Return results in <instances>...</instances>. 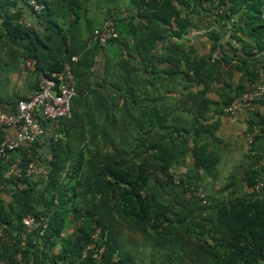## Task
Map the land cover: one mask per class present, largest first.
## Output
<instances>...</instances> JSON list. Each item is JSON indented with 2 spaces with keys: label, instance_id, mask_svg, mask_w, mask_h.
Here are the masks:
<instances>
[{
  "label": "trees",
  "instance_id": "16d2710c",
  "mask_svg": "<svg viewBox=\"0 0 264 264\" xmlns=\"http://www.w3.org/2000/svg\"><path fill=\"white\" fill-rule=\"evenodd\" d=\"M36 1L45 6L39 14L24 0H0V47L14 51L15 59L34 63L30 70L36 91L43 76L61 73L70 63L76 96L71 115L60 121L61 137L50 140L51 191L44 209L36 208L32 177L26 176L42 141L17 150L21 179L8 174L10 162L0 160V184L15 185L9 202L0 197V264H97L85 251L98 230L105 247L101 264H140V257L142 264H264V191L240 195L245 186L258 183L261 173L250 167L243 178L233 175L215 192L219 123L205 118L210 111L225 114L239 95L260 81L264 0H132L131 9L147 19L139 29L134 21L127 27L117 21L111 12L118 9L114 0ZM19 5L35 15L31 25ZM210 12L222 22L211 33L212 54L194 57L190 49L184 56V81L204 84V90L159 108L162 96L148 98L160 90L145 91L146 80L136 61L122 54L110 59L103 81L93 82L97 56L120 35L153 31L146 34L147 41L136 35V45L155 49L160 40L189 33L198 26V15ZM107 19L120 27L119 37L105 45L91 42ZM173 47L171 43L167 53L175 52ZM216 49L222 57L212 62ZM74 56L77 61H72ZM232 60L237 64L230 69L243 71L247 80L222 95L224 100L216 106L209 98L210 88L222 82ZM174 71L168 73H178ZM165 83L163 99L173 90L174 78ZM23 98L27 96L15 93L1 96L0 102L16 107ZM145 99L154 104L141 106ZM174 109L192 113L194 120H169ZM254 117L249 121V133L255 135L248 140L251 147L264 132V117ZM257 126L262 128L255 134ZM19 183L26 187L21 189ZM28 216L43 219L47 226L27 232L23 221ZM67 228L72 232L61 239Z\"/></svg>",
  "mask_w": 264,
  "mask_h": 264
},
{
  "label": "crops",
  "instance_id": "0c3cea01",
  "mask_svg": "<svg viewBox=\"0 0 264 264\" xmlns=\"http://www.w3.org/2000/svg\"><path fill=\"white\" fill-rule=\"evenodd\" d=\"M114 1H116L118 9L112 8L111 12L116 16L117 21H122V23H124L126 27L132 21H134L135 25H137V29L147 23L146 17L144 15L141 16L137 8L131 9L132 0L128 1V5L126 3V0ZM19 8L23 11V17L26 21H35V15L31 12L30 8L26 7L25 5H19ZM221 23V20L218 21V19H216V14H213L211 12L210 15L206 16L204 14L198 15V26L191 29L189 33H186L181 37H173L170 41L167 39L158 41V46L155 49H148L145 45H141L140 47H137L136 45V35H138L141 40L147 41L148 38H146V34H148L149 37V33L150 36L152 33H155L153 31H136V34H131V36L122 34L120 35V40L115 45H107L106 48L103 49L97 56L95 66L93 68L94 74L92 80L94 83L103 81L106 73L105 69L108 67L110 59L112 60L114 55L120 56V54H122L123 57L136 61L135 64L139 68L140 75L146 80L145 91L150 92L151 90H160L159 92L155 91L154 94L148 99H151L155 95L162 96L157 103V106L159 108L175 105L178 99L181 100L186 98V95H189L191 91L200 92L205 89L204 84L197 85L189 81H184V77H186L185 73H187L186 71H188L187 62L184 59L186 57L184 56L190 54V49L194 51V57L211 55L215 48L214 43L211 39V33L217 26H220ZM171 27L174 30H177V27L175 25H172ZM117 29L121 31L120 27ZM86 38V40H88L89 36H87ZM171 43L174 44L172 50L175 52L167 53L168 50H166V48L169 47ZM262 56H264V54H262ZM159 58L172 59L169 62L168 60L159 61ZM194 59L195 58H193V60ZM212 62L214 61L212 60ZM236 64L237 62L235 60H232L230 62V66L226 67L225 69L222 82L214 84L212 88H210V90L212 91L209 94V98L213 101V103H215L216 106L224 100L222 95L230 92L231 90L233 91V88L236 85H238L240 82H246L247 80L243 71L239 69H230L231 65L233 67H236ZM172 69H174L178 73L170 75L168 73V70ZM229 71L233 72L231 73V76H229V73H227ZM169 78H174V85H172L171 87V89L173 90L170 93H165L167 98L163 99V92L166 91V88L168 86L166 85L165 80H169ZM260 82H264V69H262L261 71V78L258 83ZM35 83L36 79H34L32 84L28 87V92L22 95L27 96V98L33 95L36 92V89L34 87ZM230 84L233 86L231 89L229 88ZM7 87L11 89L12 84L6 86L5 83L2 84L0 82V89L4 90L5 88L7 89ZM1 96H5V94L0 93V97ZM9 100L11 99L9 98ZM141 102L142 101H139V104H141ZM152 104L154 103H152L151 100L148 101L147 99H145L141 106L150 108ZM187 107L190 108L192 106L187 105ZM0 109L4 110L5 112L9 111L7 113H10L14 112L16 107L13 106V103L0 102ZM258 113H260L262 117H264V102L261 104ZM258 113L251 112L245 107L242 111L236 112L232 115H226V113H223L224 115L214 114L213 111L205 114V118L208 119L210 123H219L216 132V136L220 140V142L216 146V148L218 149L217 151L220 153V162L218 165L219 179L216 181L215 185H213L214 187H212L215 192H218L222 187H224L226 183L229 182V178H231L233 175H236L238 179L243 178V176H245V172L250 167L256 168L258 171H260V180H262L264 184V132L258 133L259 128L262 127L257 126L254 129L255 134L258 133V138L255 139L256 143L254 147H251L248 141L250 140L251 136L255 138L254 133H249V131L251 130L249 121L250 119L255 118L254 116ZM164 115L166 116V114ZM159 117L162 120V116L159 115ZM168 117L169 120L175 118V120L177 121L189 124L190 121L194 120L192 113L189 114L187 112H184L183 110L180 111L179 109H174V112H172L171 115L169 114ZM145 118L148 119V116H146ZM43 125L46 128V134L44 137L38 140L42 141V146L38 149L39 154L38 159L36 160V165L41 169L42 173L32 176L31 179L33 190L35 193V206L38 210H42L46 207V196L48 192L51 191L50 183L48 180V172L50 167H48L47 161L51 159L50 140L52 138L54 139L58 132L56 131L54 124L50 121L44 120ZM17 135L18 130L16 127H8L4 130V137L7 136L10 139H15ZM14 155L18 154L15 153ZM183 170L185 171V169ZM14 189V184H0V193H3L0 195V197L6 203L9 202V194ZM261 191H264V185L261 188ZM242 194H248V186H245V189L241 191L240 195Z\"/></svg>",
  "mask_w": 264,
  "mask_h": 264
},
{
  "label": "built area",
  "instance_id": "2783aa9c",
  "mask_svg": "<svg viewBox=\"0 0 264 264\" xmlns=\"http://www.w3.org/2000/svg\"><path fill=\"white\" fill-rule=\"evenodd\" d=\"M29 7L36 13H41L45 6L38 3L36 0H24ZM31 25V22H29ZM119 31L111 19H107L101 28L95 30V35L91 42H99L100 45H105L109 41L117 39ZM213 61H217L222 57L221 49H216L213 53ZM74 56L72 61H77ZM76 96V79L72 72L70 63H67L65 69L61 73H54L51 77H44L41 80L40 89L28 98L18 100L14 112H4L0 109V130H5L8 127H16L18 135L15 139H10L5 136L0 140V160L5 159L11 163L9 175L14 179H21L23 176L21 168V159L19 155H14L17 150L37 142L46 134V128L43 121L47 120L54 124L57 130L60 128V121L63 117L71 115L72 101ZM264 102V82L255 84L251 90L239 95L231 105H229L225 113L232 115L240 112L243 108L249 109L251 112H259L261 104ZM60 137L58 132L55 136ZM253 140L251 136L250 142ZM41 169L32 161L26 172V176H35L41 174ZM263 181L259 180L255 186L248 187V192L257 194L261 192ZM21 189L26 186L22 183L18 184ZM24 225L27 232H33L41 227H46L47 223L43 219L35 216H28L24 219ZM95 242L91 243L85 255H90L91 259L101 264L102 255L105 252V247L101 245V231L98 230L93 236ZM116 260V258H115Z\"/></svg>",
  "mask_w": 264,
  "mask_h": 264
},
{
  "label": "rangeland",
  "instance_id": "374dc122",
  "mask_svg": "<svg viewBox=\"0 0 264 264\" xmlns=\"http://www.w3.org/2000/svg\"><path fill=\"white\" fill-rule=\"evenodd\" d=\"M128 1L129 0H126L127 5L129 4ZM33 67L34 63L32 61L15 59L14 51L8 53L7 50H4L0 47V82L2 84L5 83L6 86L12 84L11 89L9 87H7V89L5 88L4 90L0 89V93L5 94L6 96H12L15 93L26 94L28 92V87L35 79V77L31 74L32 70H30L33 69ZM182 168L186 169L184 167ZM71 232L72 229L67 228L62 234L61 239L66 235L69 236ZM60 243L58 246H60ZM137 260L140 262V264H142L141 257L137 258ZM148 262L150 261L148 260Z\"/></svg>",
  "mask_w": 264,
  "mask_h": 264
}]
</instances>
